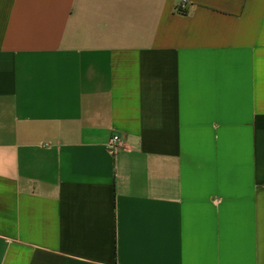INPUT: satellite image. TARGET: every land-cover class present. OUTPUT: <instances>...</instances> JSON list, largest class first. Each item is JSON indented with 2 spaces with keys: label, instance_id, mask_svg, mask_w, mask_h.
Listing matches in <instances>:
<instances>
[{
  "label": "crops",
  "instance_id": "1",
  "mask_svg": "<svg viewBox=\"0 0 264 264\" xmlns=\"http://www.w3.org/2000/svg\"><path fill=\"white\" fill-rule=\"evenodd\" d=\"M181 4L0 0V264H264V0Z\"/></svg>",
  "mask_w": 264,
  "mask_h": 264
},
{
  "label": "built area",
  "instance_id": "2",
  "mask_svg": "<svg viewBox=\"0 0 264 264\" xmlns=\"http://www.w3.org/2000/svg\"><path fill=\"white\" fill-rule=\"evenodd\" d=\"M185 1L186 0H182V4H181V9L183 10L185 8ZM123 145V140L120 136L118 135H113L108 143H107V148L110 152H115L117 151L119 148H121Z\"/></svg>",
  "mask_w": 264,
  "mask_h": 264
}]
</instances>
